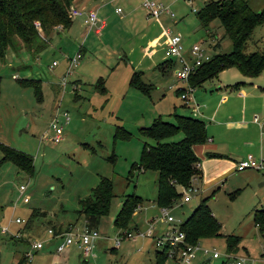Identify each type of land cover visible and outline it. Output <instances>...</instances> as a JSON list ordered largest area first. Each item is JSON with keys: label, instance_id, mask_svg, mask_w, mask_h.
Wrapping results in <instances>:
<instances>
[{"label": "rangeland", "instance_id": "obj_1", "mask_svg": "<svg viewBox=\"0 0 264 264\" xmlns=\"http://www.w3.org/2000/svg\"><path fill=\"white\" fill-rule=\"evenodd\" d=\"M141 1L129 0L128 18L115 23L106 34V39L97 47L98 55L85 46V52L75 66L65 74L63 93L61 88L55 93L54 85L61 82L67 57L77 52L80 33L85 30L81 25V15L72 16L66 28L55 27V32H49L44 48L35 58L23 50L16 54L10 49L4 52L0 60V143L29 154L31 168L27 174L9 161H0V226L7 228V233L0 234V264H16L29 244L36 240H40L42 246L32 252L28 264H152L154 233L162 230L159 227H166L160 222L158 227V220L155 219L158 212L155 207H149L151 204L154 206L156 171L129 169L130 165L138 162L142 142H150L140 133V128L149 124L155 116L172 120L170 113L173 108L174 111L181 108L178 104L181 100L173 94V90L175 86H184V82L172 75V66H178L172 60L173 64L168 69L170 76L160 77L158 69L161 67L157 69L155 65L164 60L161 39L159 42L156 39L151 47L147 46V41L158 35V29L167 28L180 34L184 51L196 44L210 56L229 51L230 40L222 33L216 20L211 21L206 30L197 23L195 11L206 0H155L166 5L173 16L161 13L158 16L160 25L146 15ZM249 1L256 12L264 6V0ZM106 2L109 17L115 7L123 10L122 0ZM89 4L86 0H72L70 5L85 11L89 9ZM108 13L106 22L109 20ZM251 37L256 39L259 49L264 48V21L253 28ZM140 46L144 54L154 51L153 57L147 59L144 55L142 58ZM245 46L246 51L253 50L249 41ZM104 52L105 63L101 59ZM137 60L140 63L134 69L143 71L144 81L155 79L154 83H157L158 78L162 96H157L156 92L148 96L128 85L130 74L135 71L130 68ZM237 77L239 73L236 69L229 67L218 73L216 79L195 87L191 95L193 99L189 98L190 110L183 108L180 113L201 119L206 136L211 135L214 140V136L220 134L215 127L221 116V110L216 117L211 115L221 90L216 84H232ZM20 79L38 80L41 99H37L31 85H20ZM75 81L78 88L73 83ZM56 104L58 111L67 112L69 120L62 126L61 138L52 143L49 138L52 130L47 124ZM121 131L126 136L123 137ZM179 137L178 133L171 139ZM237 147H241L239 143ZM203 156L197 155V158L204 174V170L211 171L214 166L208 162L202 164L206 160ZM255 173L227 170L209 177L211 179L205 186L213 185V192L207 204L220 224V235L203 238L200 244L213 246L222 254L225 251L222 236L233 234L239 237V241L228 250L230 253L250 257L255 264H264V232H258L252 221V209H258L264 203V184L258 185ZM257 173L260 175V172ZM100 176L110 181L112 197L107 212L99 217L95 227V241L98 240L94 241L91 254L84 256L73 244L56 253L54 249L59 239L48 234L46 229L51 225L61 230L67 227L73 231L80 229L83 218L77 213L78 200L89 194ZM19 184L25 185L26 202L17 199ZM206 187L201 193L198 183L194 182L195 191L185 201L178 197L170 214L181 221L197 204L199 195L206 193V196L211 192L210 187L211 190L208 188L210 191L206 192ZM178 190L181 192V188ZM130 193L141 201L134 210L129 227L138 225L136 230L144 232L150 224L151 234L122 238L115 246L116 234L122 229L114 226L113 219L122 197ZM154 210L157 213L150 222L147 217ZM16 217L28 221L24 226L23 223L15 224L12 220ZM16 227L21 229L14 230ZM128 229L132 235L135 234V229ZM204 257L197 253L191 264H219L221 261L220 258L206 260Z\"/></svg>", "mask_w": 264, "mask_h": 264}, {"label": "trees", "instance_id": "obj_2", "mask_svg": "<svg viewBox=\"0 0 264 264\" xmlns=\"http://www.w3.org/2000/svg\"><path fill=\"white\" fill-rule=\"evenodd\" d=\"M71 1L0 0V60L3 59L6 49H10L14 54L23 50L31 58H35L39 50L44 48L49 32H55V27L66 28L70 24L71 17L67 12L71 7ZM195 17L204 30L211 21L216 20L222 33L230 40V49L227 52L213 53L194 67L186 78L188 86L192 89L198 87L227 67H234L247 77L255 76L261 70L264 66V48L246 52L245 45L250 39L253 28L264 21V6L256 12L250 7L248 0H206L200 9L195 11ZM172 64L171 60L165 59L157 66L165 65L169 69ZM140 73L133 71L128 85L148 94L150 87L139 79ZM18 83L31 85L39 99L38 80L20 79ZM241 83L234 82L230 88L236 89ZM170 115L172 120H164L157 116L140 128V133L150 142H142L138 162L136 165H130L129 169V171L133 169L156 171L153 199L156 207L170 208L181 196L178 188L186 187L195 180L199 168L191 147L206 139L204 122L201 119L173 111ZM120 133L123 137L126 136L125 132ZM178 133L179 138L171 139ZM0 155V161H9L16 169L27 174L30 172L29 154L0 143ZM111 197L110 181L100 176L97 183L90 188L89 194L78 200L77 213L82 216L83 226L86 229H95L99 217L107 212ZM140 201V198L133 193L122 197L113 219L116 228L122 231H129L128 228L135 229L133 225L129 227V223ZM206 201L207 197L200 198L191 212L179 222V229L184 234L185 242L189 244L220 235V224L211 214ZM27 221L24 220L25 223ZM252 221L258 232H264V203L260 208L252 209ZM51 226L49 227L51 234L61 231L58 226H53L54 228ZM222 238L226 251L232 249L239 241V237L233 234L223 235ZM164 247L153 250L152 264H161L166 260Z\"/></svg>", "mask_w": 264, "mask_h": 264}, {"label": "crops", "instance_id": "obj_3", "mask_svg": "<svg viewBox=\"0 0 264 264\" xmlns=\"http://www.w3.org/2000/svg\"><path fill=\"white\" fill-rule=\"evenodd\" d=\"M110 1L113 2L116 0H110ZM128 2H129V0H122L123 6H124L123 10H121L119 7H115L111 11L112 15L109 17V13L106 9V5H107L106 0H93V1L92 0H86V3H91V4H89L90 5L89 9H93L95 11L97 18L99 20H102L103 24L97 33L93 32L92 30H88V29H85L84 32L80 33V42L78 43V46H77V51L80 52V56L82 55L83 52H85L86 47L89 48L91 51L96 52V54L98 55L99 52L97 50V47L99 48V45H101L103 43L104 38L106 39V34H108L111 31V28L115 25V23L122 21L126 17L128 18L129 13H130V8L128 5ZM248 4L250 5L249 0H248ZM74 8H76V7H74ZM116 8H119L118 11H116ZM192 11H195V10H192ZM107 13H108L107 18L109 20L106 22V14ZM118 13H120V14H118ZM195 19H196V17H195ZM153 20L155 22H157L158 25H160V23L158 21V17L153 18ZM196 21H197V19H196ZM197 23H198V21H197ZM163 30H164V28L161 30L158 29V31H157L158 35H156L155 37H153L147 41L148 47L153 46L156 39L158 42L161 39L160 43H161V47L163 50V47L165 45V40H166L165 35L163 33ZM251 36H252V32L250 35V39L248 41L253 44V46H252L253 50L259 49L258 48L259 45L257 44L256 39L252 38ZM254 48H256V49H254ZM140 50H141L142 58L144 55L147 57V59L153 57L152 55H153L154 51L152 52L151 50H149L148 54H144L141 46H140ZM245 51H246V48H245ZM246 52H248V51H246ZM163 58H164V60L166 59L164 56H163ZM163 58L161 57L160 59H163ZM101 59H103L104 63H105L106 52H104L102 54ZM155 60H159V59H155ZM65 62H66V60H65ZM139 63H140V60L135 61V63H133V65L131 66L130 69H134V67H137ZM158 63L155 65V67H157V69H158V66H157ZM104 68H106V67H104ZM227 68H229V67H227ZM223 70H226V68L220 70L218 73H220ZM135 71L141 72L139 79L143 83L146 82L145 84H148V86L150 87L149 92H151V93L148 92V94H146V95L149 96V94H152V92H156L157 96L163 95L162 91L161 92L159 91L158 78L156 79L157 83H154L155 79L153 81H144L143 80V76H144L143 71H141V70H135ZM236 71L238 72L237 69H236ZM158 72H159L160 77H163L164 75L170 76V74L168 73V67L167 68L165 67L163 69L161 66V68L158 69ZM218 73H217V75H218ZM217 75L214 78H211L209 80L204 81L203 83H206L207 81L210 82V80H212V79H216ZM237 81H240L242 83L236 89L230 88L231 84H228L225 86L216 84V87L218 89H221V90H220V94L217 95V97H216L215 104L213 106L211 115L216 117L218 112L221 110V116H219L218 121L216 123V127H215V129H219L220 134L215 135L214 140L211 139V135L206 136V139L204 140V142H202L200 144H194L191 147L192 151L195 155L197 154L199 156H202V154H204V156L202 158H206V160H204L202 162V164H205L206 162H208L209 164L214 166V168L211 171H205L204 170V174H203L202 169H201V165H200V160H199V158H197V155H196L197 166L199 169H198L197 175H195L194 182L198 183V187H199V190L201 191V193L205 191V187H206L205 185L208 184L209 180L211 179L209 177H211L212 174L213 175L216 174L215 176H217L219 174L225 173L227 170H234V171H240L241 170V171H252V172L255 171L256 172L255 174L257 176L258 185L261 186L264 184V178H263L264 177V170L257 171V170H253L250 168L238 169L236 167V161L238 159L242 158L246 153H250L254 157H264V66L261 68V70L255 76H252V77H247V76H244V75L239 73V77L236 78L235 82H237ZM73 83H76V86L78 88V83L76 81ZM200 86H198V87H200ZM212 87H210V88H212ZM221 87L223 88V90ZM60 88H61V93H63L64 89H62L60 83H55L54 92L55 93H56V91L59 92ZM71 90H72V88H71ZM193 91H194V88L192 89V91L190 93V97H191ZM72 92H74V91L72 90ZM173 94L176 95L174 90H173ZM39 99H41V95H40ZM189 102L190 101H188L187 103L183 102L182 100L179 101L178 104H179V107H181L180 108L181 111L179 109H177L178 111L177 110L174 111V108L172 111L175 113L176 112L180 113V112L184 111V109H186L187 111H188V109L190 110L191 106H190ZM55 109H58L57 104L54 106V110ZM180 114H182V113H180ZM155 117H157V116H155ZM155 117H153V118H155ZM212 132L213 131H210V133H212ZM238 143L241 146L240 148L237 147ZM257 172H260V175ZM212 186H209V187L212 189L213 188ZM208 188L206 187V189H208ZM209 189L206 192H209L211 190V189L210 190ZM212 192H213V189L206 196H205L206 193H204L202 196L199 195L200 196L199 198L207 197V201H206V203H207L208 197L210 194H212ZM17 199H19V198L17 197ZM149 207H155L156 211L158 212V207L153 206V204H151V206H149ZM156 211L154 210V212L147 217V220L154 218V216H156V213H157ZM25 221H26V219H25ZM159 222L160 221L156 222V224H158V227L160 226V223H162V222H160V223ZM15 224H19V223H15ZM25 224L26 223L24 222L23 226ZM253 226H254V224H253ZM163 227H164V225L159 227V229H163ZM20 229L21 228L16 227L14 230H20ZM136 229H138V225H136L135 230ZM141 237H143V236H141ZM198 242L200 243L201 240ZM203 245H207V244H203ZM242 247L244 248V246H242ZM244 250L246 251L245 248H244ZM206 260H207V258H206Z\"/></svg>", "mask_w": 264, "mask_h": 264}, {"label": "built area", "instance_id": "obj_4", "mask_svg": "<svg viewBox=\"0 0 264 264\" xmlns=\"http://www.w3.org/2000/svg\"><path fill=\"white\" fill-rule=\"evenodd\" d=\"M141 6L146 10V15L148 17L157 18L161 13L168 14L169 16L172 15L167 6L163 5L159 1L142 0ZM116 11H118V8H116ZM67 14L69 17L81 15L82 25L85 29L92 30L95 33L99 31L103 24V21L97 18L93 9L83 11L82 9L71 6ZM163 33L166 38L165 45L162 50L163 56L166 59L172 60L174 63L178 64V66H172L171 73L175 79L184 82V86H175L174 91H176V94L183 102L187 103L189 101L192 88L187 85L186 78L194 67L208 58V54H206L204 49H201L196 44H192L186 52L183 50L181 36L179 33L170 32L167 28H164ZM79 57V51L75 52L71 57H67V66L64 75L60 78V85L62 89L65 86V74H67L70 69L75 66ZM52 64H54V62H52ZM68 120L69 116L66 111H58V109L53 111L47 124V126L52 130V134L49 137L52 143H56L61 138L60 134L62 126L66 124ZM236 167L238 169L250 168L257 171L264 170V157H254L253 155L247 153L236 161ZM24 190V184H19L17 186V194L21 202L27 201ZM194 191L195 188H193V181L188 186L182 187L181 197L183 198V201L189 199V196ZM173 206H175L174 203L170 206V208L158 207V215L155 218L156 220L166 224V227L160 232L154 233L155 236L153 237L155 248H161L163 246L166 248V260L161 264H191L197 256V253L205 256L204 258L207 259L220 258V262L223 264H255L250 257L234 255L226 250L220 254L214 249V247H205L206 245L202 246L203 244H200L199 242L193 244L185 242L184 234L179 229L180 221L176 220L169 212ZM152 219L149 221L152 222ZM12 221L19 224L24 222V220L17 217ZM150 230H152V226L149 224L145 230L146 232H139L136 230L135 234L132 235L130 231H121L116 234L114 245H118L122 238L130 239L135 236H150ZM46 232L59 239L54 249L56 253L62 251L64 247L73 244L84 256L91 254V247L97 237V231L95 229H86L84 226L76 231H73L71 227H67L55 234H51V229L47 228ZM5 233H7V228L5 226H0V234ZM15 235L16 234L13 236ZM41 246L42 243L40 240L31 242L28 250L22 253L16 264H28L31 259L32 252L36 251Z\"/></svg>", "mask_w": 264, "mask_h": 264}]
</instances>
